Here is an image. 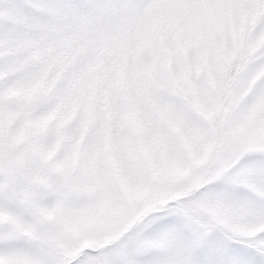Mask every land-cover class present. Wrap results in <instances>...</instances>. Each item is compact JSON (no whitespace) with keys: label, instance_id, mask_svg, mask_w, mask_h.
Here are the masks:
<instances>
[{"label":"snow or ice","instance_id":"snow-or-ice-1","mask_svg":"<svg viewBox=\"0 0 264 264\" xmlns=\"http://www.w3.org/2000/svg\"><path fill=\"white\" fill-rule=\"evenodd\" d=\"M0 264H264V0H0Z\"/></svg>","mask_w":264,"mask_h":264}]
</instances>
